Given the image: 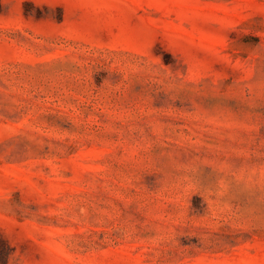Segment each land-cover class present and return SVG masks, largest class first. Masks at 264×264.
Masks as SVG:
<instances>
[{
	"label": "rangeland",
	"instance_id": "obj_1",
	"mask_svg": "<svg viewBox=\"0 0 264 264\" xmlns=\"http://www.w3.org/2000/svg\"><path fill=\"white\" fill-rule=\"evenodd\" d=\"M0 264H264V0H0Z\"/></svg>",
	"mask_w": 264,
	"mask_h": 264
}]
</instances>
